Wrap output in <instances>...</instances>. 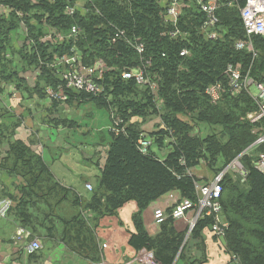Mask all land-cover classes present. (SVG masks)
<instances>
[{"label":"trees","instance_id":"obj_1","mask_svg":"<svg viewBox=\"0 0 264 264\" xmlns=\"http://www.w3.org/2000/svg\"><path fill=\"white\" fill-rule=\"evenodd\" d=\"M209 1L0 0V6L10 11L9 19L0 25V63L6 61L10 34L22 21L28 29V44L18 56L39 75L36 87L26 88V92L33 95L31 100L36 96L50 102L48 124L70 131L78 128L76 121L55 118L65 106L92 105L116 120L112 122L115 131L108 132L110 142L100 175L93 184H85V189L92 186L91 191L86 189L87 197L57 181L43 156L17 139L22 120L10 126L1 124L0 148L5 151L0 155V172L21 181L15 188L18 194H9L14 205L9 201L12 205L3 218L14 212L32 241L42 233L53 238L61 231L68 246L67 236L76 238L77 247L92 248L94 256L97 242L83 217L87 213L99 219L112 216L135 202L136 232L130 246L154 252L161 264H174L184 246V235L176 232L175 220L167 218L161 234L151 238L142 214L170 195L179 194L196 203L200 181L193 170L205 164L217 177L240 158L246 178L225 176L220 202L227 232L222 238L213 235L223 239L226 253L238 264H264V174L254 166L264 156V143L257 145L264 136V121L255 125L248 121L258 105L246 90L228 91L217 104L207 95L214 85L228 89L225 74L229 66L240 67L245 77L264 84V36L247 34L242 13L248 0H214L212 26L211 15L204 11ZM175 2L179 14L171 20L168 15ZM74 6L79 8L77 12L67 15L66 10ZM49 36L51 41H42ZM239 44L244 47L238 48ZM67 55L80 57L82 65L92 71L99 92L67 88L62 78L65 66L60 71L52 67L53 61ZM6 73L0 72L1 82L24 88L16 72L9 71L5 77ZM127 74L129 79L124 78ZM5 112L0 117L10 113ZM157 119L160 125L146 134L144 127ZM200 126L209 131L203 134ZM141 139L151 141L146 152ZM154 149L167 151V155L161 158ZM94 162L99 168L100 161ZM212 227L213 217H205L191 237L201 238ZM80 235L85 242L79 245Z\"/></svg>","mask_w":264,"mask_h":264},{"label":"crops","instance_id":"obj_2","mask_svg":"<svg viewBox=\"0 0 264 264\" xmlns=\"http://www.w3.org/2000/svg\"><path fill=\"white\" fill-rule=\"evenodd\" d=\"M9 16L10 11L0 6V25L2 21L9 19ZM47 32V35L52 33L51 30ZM27 39L28 29L20 21L16 30L10 34L6 61L3 64L0 63V72L6 70L5 77L8 76L9 71L16 72L18 78L22 80L24 88H17L13 83L0 81V115H6L5 111L10 112L5 118L0 117V125L10 126L15 120H22L23 126L17 132V139L30 144L35 152L43 156L44 160L52 166L51 170L57 181L65 187L77 191L79 196L87 197L88 192L85 189V184H93L95 178L100 175V169L103 168L106 161L110 141L102 144V147L97 142L93 148L87 151V154L73 153V148L63 150L64 141L61 138V133L66 128L56 130L48 124L46 118L48 111L46 110L50 102L45 104V101H39L36 96L31 100L32 94L26 92V88L34 89L36 87L39 76L33 68H27L22 58L18 56V53L27 47L25 45ZM48 94H53V91L49 90ZM23 103L27 104L25 107H27L28 115L25 114ZM57 115V113L54 114L55 118L58 117ZM159 125L160 120L157 119L144 127L145 132L150 133L147 129H152L153 132ZM57 132L61 137H57ZM72 136L74 134L71 135V139ZM4 151L5 148L1 147L0 155H3ZM154 151L161 158H165L167 155V151L160 152L156 149ZM100 152L101 154L98 155ZM69 155L76 157L75 161L81 163L82 171L86 172L89 179L81 180L79 179L81 175L77 174L68 180L65 173L54 168L56 165L61 166L64 157ZM98 160L100 161L99 168L93 164ZM192 175L199 179V187L211 184L216 177V174L210 171L205 164L193 170ZM20 182V180L0 172V206L11 201L9 194L13 196L18 194L15 188ZM181 200L183 199L179 194L174 195V199L168 196L162 201L152 203L144 211L142 214L143 225L151 238H157L162 232V224H158L154 218L155 211L163 210L169 219L171 210ZM11 202L14 205V202ZM137 213L138 206L135 202L125 205L115 215L104 216L100 219L96 218L94 214L87 213L83 219L87 221V227L95 237L93 240L97 242V254L94 256L92 248L80 250L76 245V238L67 236L68 246L60 233L61 231H58V235L55 233L53 238L42 233L38 239L43 246L42 252L34 257H29L26 254V247L32 242V239H24L19 243L14 242L15 235L19 230H22L14 212H11L6 218L0 216V264H161L157 261L154 252L147 249L135 250L130 246L131 235L136 232L133 217ZM194 218L195 214H190L187 220L174 223L176 232L184 235V246L180 249L174 264H238L234 261V257L226 253L223 239L215 237L210 230L204 231L201 238L191 237L190 223ZM77 242L79 245L84 243V235H80ZM87 253L91 256H86Z\"/></svg>","mask_w":264,"mask_h":264},{"label":"built area","instance_id":"obj_3","mask_svg":"<svg viewBox=\"0 0 264 264\" xmlns=\"http://www.w3.org/2000/svg\"><path fill=\"white\" fill-rule=\"evenodd\" d=\"M54 2V0H51ZM210 3V4H209ZM209 6L212 7L209 9L210 13L214 12V0L209 1ZM77 9H79L77 6L70 7L66 10L67 15H74L77 12ZM179 10L176 6V2L172 6V8L169 11L168 18L175 19L178 17ZM21 16L20 14H18ZM22 17V16H21ZM242 19L244 26L246 28L247 34L249 36L257 35V36H264V0H248L247 7L243 10L242 13ZM211 25H214V18L211 20ZM76 33V29L72 31V34ZM213 39L217 37V35L213 34L211 36ZM43 42H49L51 41V37H46L45 39H42ZM244 44H239L238 48H243ZM72 62H77L76 58L71 59ZM67 66V65H66ZM65 68V71L62 75L65 76L63 80H65L67 88L68 89H74L78 91H87V87L90 88V90H93L95 93L99 92L98 88L93 85L92 81V74L89 79L82 77V73H80L77 70H67ZM61 64L55 65L53 68H60ZM70 67V66H69ZM90 73L92 71L88 70ZM227 80H228V89L226 86L223 85H214L213 87L209 88L207 90V95L211 98V102L213 104H217L221 101L222 97L228 93V91L232 92L233 94H237L241 92L242 90H246L249 94H251L258 105V110L249 115L247 117L248 121H250L251 124H259L264 121V84H259L255 82L251 77L244 76L240 67H233L229 66L226 74H225ZM125 78V77H124ZM130 78V77H129ZM254 87L256 93L251 92V88ZM92 93V92H88ZM260 130L256 131L255 133H258ZM264 143V136L261 138L258 142V144ZM150 144L147 146H143L144 152H146V149L148 148ZM255 168L262 174H264V156H261L260 159L255 162L254 164ZM228 174H233L235 176H239L242 179L246 178V171L241 165L240 158L234 160L220 175H218L215 180L204 187L197 186V197L198 201L196 203L192 202L191 200H181L180 202H177L175 206L172 209V212L170 214V217L173 218L175 221L180 220H187L189 218L190 214H195V218L193 221H191V231L196 227L197 223L204 219L205 217H213V227L212 232L217 235L218 237L222 238L225 237L227 232V226L224 224L222 219V207H221V198H222V183L225 179V176ZM86 189L91 191L92 186L91 184L86 186ZM171 199H174V195H170ZM11 202H6L2 206H0V216L4 217L10 207ZM154 218L158 224H162L168 216L166 213L158 209L154 213ZM31 233L26 230H19L17 234L15 235L14 242L19 243L22 240L30 239ZM42 245L39 243L38 240L32 241L27 247H26V254L28 256H33L38 254L42 250ZM234 261L238 263V260L234 257Z\"/></svg>","mask_w":264,"mask_h":264},{"label":"rangeland","instance_id":"obj_4","mask_svg":"<svg viewBox=\"0 0 264 264\" xmlns=\"http://www.w3.org/2000/svg\"><path fill=\"white\" fill-rule=\"evenodd\" d=\"M214 7L216 8V2L213 4ZM212 8L209 5H205L204 6V11L206 14H210L211 17L209 18L210 20H212L213 18V13L211 14L209 9ZM54 34H56V32H53ZM57 36H60L58 34H56ZM53 37H55V35H52ZM73 52H75L73 50ZM73 57L67 55L64 57H60L57 58L55 60V62L53 61V65L52 67H54L55 65H59V63L61 64V67L66 66L67 70L70 71H74L77 70L80 73H82V77L89 79L91 74L88 69L86 67H84L81 63V59L80 57H74L77 59V62H72L71 59ZM70 66V67H69ZM104 66L102 65V67L100 69H103ZM58 71H60V68L58 69ZM242 71V70H241ZM101 73V70L99 71ZM98 76V75H96ZM126 79H129L130 74H127L124 76ZM138 78L142 79V75L139 74L137 76ZM62 78L64 79L65 76L62 75ZM93 80V78H92ZM65 81V80H63ZM154 91H156V86L153 87ZM88 92H92L95 93L93 90H90V88L87 87ZM101 90V89H100ZM251 92L252 93H256L254 87L251 88ZM251 95V94H250ZM51 101V100H50ZM25 102V101H24ZM48 103V100L45 101V104ZM24 105V103H23ZM27 106V104H25ZM24 105V107H25ZM65 106V105H64ZM25 109V114L28 115V110L27 107L24 108ZM59 112H57V116L60 117L61 119H69L71 121H76L78 128H76V130L70 131L67 129H63L61 136L60 133L57 132V137H61L62 140L64 141V146H63V150H67L69 148H73V153H82V154H87V151L90 150V148H93L94 145L98 142V145L100 147H102V144H106V142L110 141L109 138V134L108 132L111 129H116V127H113L112 122H116V120H114L112 118V116H109L108 112L104 111V110H99L97 108H95L92 105H88V106H83L81 108L75 109V107H67L65 106V110L63 107L59 108ZM52 117L51 115L48 114V116H46V118H50ZM31 125V123H30ZM155 125V124H153ZM153 125H152V129H153ZM203 134L207 133L209 130L207 128H204V126H200ZM60 129H62V127H58ZM56 128V130L58 129ZM37 129V128H36ZM114 129V131H115ZM152 129H147V131H152ZM35 130V129H34ZM74 134V136H72L71 139V135ZM148 134V133H146ZM151 141H144L141 139L140 144L147 146L148 144H150ZM99 148V147H98ZM101 154V152H100ZM253 155H256L255 152L252 153ZM66 155V154H65ZM261 154H258L257 156H259ZM76 157L72 156H65L64 160L62 161V165H56L54 168L58 171H61L62 173H65L67 175V179L70 180L71 177H74V175H81L79 176V179L81 180H86L89 179L86 175V172H83L82 169V165L81 163L78 161V163L75 161ZM77 164V165H76ZM214 234V233H213Z\"/></svg>","mask_w":264,"mask_h":264}]
</instances>
